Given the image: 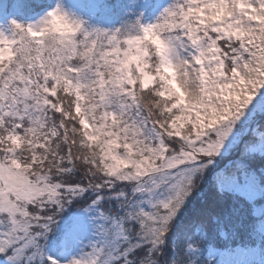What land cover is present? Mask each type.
Returning <instances> with one entry per match:
<instances>
[{
    "label": "snow or ice",
    "instance_id": "1",
    "mask_svg": "<svg viewBox=\"0 0 264 264\" xmlns=\"http://www.w3.org/2000/svg\"><path fill=\"white\" fill-rule=\"evenodd\" d=\"M11 24L0 264H264V0H169L115 29L59 6Z\"/></svg>",
    "mask_w": 264,
    "mask_h": 264
},
{
    "label": "trees",
    "instance_id": "2",
    "mask_svg": "<svg viewBox=\"0 0 264 264\" xmlns=\"http://www.w3.org/2000/svg\"><path fill=\"white\" fill-rule=\"evenodd\" d=\"M57 0H6L3 9V24L8 30V36L12 35L13 26L11 21L22 25L37 24L41 17L52 9L53 2ZM66 4L69 0H59ZM86 10H95L94 16L87 13L81 22L83 26L91 31L93 28L115 29L127 27L134 23L137 17L141 22L150 19L159 4V0H83ZM169 2V0H161ZM244 112L247 111L244 109ZM257 136H264V112H257L252 124ZM226 162V161H224ZM223 163V162H222ZM81 245L74 251L78 252Z\"/></svg>",
    "mask_w": 264,
    "mask_h": 264
},
{
    "label": "rangeland",
    "instance_id": "3",
    "mask_svg": "<svg viewBox=\"0 0 264 264\" xmlns=\"http://www.w3.org/2000/svg\"><path fill=\"white\" fill-rule=\"evenodd\" d=\"M168 3L169 2H163L159 0V4L156 8V11L154 12V14L152 15L150 19H147L145 21V23L152 22L160 14L163 8L168 5ZM5 4H6V0H0V32H3L5 35H7L8 30L3 24V9H4ZM57 6H59V8L62 11H66V12H69L70 14H73L75 17L79 18L80 21L82 20L83 16L86 13L90 17L94 16L95 14V10L91 8L88 9V11L86 10L83 0H69L66 4L60 3V1L57 0L56 2H53L52 9L57 8ZM261 92H264V85H261L256 90V95L259 96ZM253 99H256V97L254 96ZM245 110L248 111V108L246 107Z\"/></svg>",
    "mask_w": 264,
    "mask_h": 264
},
{
    "label": "clouds",
    "instance_id": "4",
    "mask_svg": "<svg viewBox=\"0 0 264 264\" xmlns=\"http://www.w3.org/2000/svg\"><path fill=\"white\" fill-rule=\"evenodd\" d=\"M67 14L68 16V21L71 22L73 20H79V18L75 17L73 14H70L69 12L63 11ZM48 12H46L42 17L41 20H44L47 17ZM80 21V20H79ZM67 24L62 21V20H53L50 25H48L49 29H60V30H65L67 29Z\"/></svg>",
    "mask_w": 264,
    "mask_h": 264
}]
</instances>
